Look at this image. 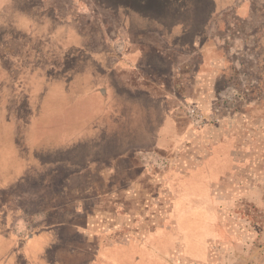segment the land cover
<instances>
[{
  "label": "rangeland",
  "instance_id": "rangeland-1",
  "mask_svg": "<svg viewBox=\"0 0 264 264\" xmlns=\"http://www.w3.org/2000/svg\"><path fill=\"white\" fill-rule=\"evenodd\" d=\"M117 1L131 11L137 3ZM55 5L81 13L80 28L96 44L98 27H118L94 0H0V264H55L57 244L74 251L62 264H264V110L254 113L261 106L253 101L264 91L251 93L241 42L226 50L239 79L191 92L176 113L182 138L165 149L154 145L167 113L112 96L110 81L96 83L97 69L87 66L91 56L76 51L71 69L40 78L19 63L31 40L24 32L36 30L25 13ZM263 5L254 2L257 11ZM236 139L253 142L239 164L231 160ZM109 154L126 155L99 161Z\"/></svg>",
  "mask_w": 264,
  "mask_h": 264
},
{
  "label": "crops",
  "instance_id": "crops-1",
  "mask_svg": "<svg viewBox=\"0 0 264 264\" xmlns=\"http://www.w3.org/2000/svg\"><path fill=\"white\" fill-rule=\"evenodd\" d=\"M143 1L136 0L137 3L132 11L134 18L145 21L143 19L164 17L167 25L163 26L161 30H131L126 24L117 23L118 27L112 30L114 31L112 35L111 30L105 29L104 25L103 31L98 27L99 42L97 44L93 31L89 29L85 31L81 28V32L90 35L86 49L90 53L91 60L87 61V66L92 67V72L97 69L96 83L100 84L102 81L105 84L110 81L111 90L114 91L110 93L117 99L124 92L126 98H130L132 101L146 102L143 105L154 113H167L168 125L157 124L161 133L154 145L166 149L173 145L176 146L182 138V132L178 129L176 119V113L180 106L182 109L187 108V99L195 96H191V92L203 96L210 91V84L218 81L222 76L223 67L227 64L226 59L229 61L226 53L227 48L231 51L238 50L240 41L242 49L244 48L249 55L248 62H252V68H247L246 75L250 76L254 72L259 59L256 43L259 36L264 34V5L260 11H257L254 6L255 0H167L169 1L167 2L169 3L168 13H149L140 6L142 4L140 2ZM180 2H191L194 5L190 8L185 6L183 12L180 13L177 11ZM102 14L105 16L109 13ZM68 15H72V13H61L55 5L54 16L64 18ZM224 22L225 31L222 28ZM244 26L245 30L242 28ZM232 32L236 36L234 42L231 43L233 46L229 47L226 45L225 38ZM239 33H242L243 36L239 37ZM202 38L203 40H201ZM230 63L232 66L235 64L234 60H231ZM236 63L241 65L239 58L236 59ZM235 72L238 80L240 74L236 69ZM241 75L243 74L241 73ZM176 82L192 83L190 84L192 90L177 88L181 85L176 86ZM224 90L228 91L229 89L225 88ZM111 95L107 94V97L110 98ZM108 98L105 97L107 100ZM169 129L172 130V135L164 134ZM242 141L236 139L233 143V147L236 149L231 151L232 162L236 161L238 164L243 161L245 155H243L242 147H247L248 150L253 146L252 141L244 143ZM215 145L223 144L218 140ZM146 146L150 145L146 144ZM125 155L113 154L110 156L109 154L107 158L99 161H102L103 164H110ZM89 165L91 166L90 163H86V167ZM231 166L233 170H237L236 174H239L238 165L231 164ZM80 172L74 171L71 175ZM225 188H227L226 185L221 184L217 191L221 193ZM71 208L73 207L71 206ZM75 210L78 212V208ZM85 221V224L88 225V217L85 218ZM69 224L73 226V219ZM85 234L88 236V232ZM59 239L60 241L64 240L63 233L60 234ZM71 252H74L71 248L57 244L54 251V263L62 264V259L60 262L59 257L61 258L66 253L74 257ZM262 257L264 259V255Z\"/></svg>",
  "mask_w": 264,
  "mask_h": 264
},
{
  "label": "trees",
  "instance_id": "trees-1",
  "mask_svg": "<svg viewBox=\"0 0 264 264\" xmlns=\"http://www.w3.org/2000/svg\"><path fill=\"white\" fill-rule=\"evenodd\" d=\"M94 1L99 7L114 17L118 24H126L131 30H161L163 26L165 27L167 25L166 18L164 17L143 19L145 21L135 19L132 11L121 5L117 0ZM144 2L147 4L146 6ZM167 2L169 1L150 0L140 2L142 4H139L144 11L146 10L149 13H168L169 3ZM193 5L191 2H180L177 11L181 13L185 6L190 8ZM39 12H24L27 18L36 19L34 20L36 30L30 34L31 37L29 38L31 39L30 45L26 46L23 52L21 51L19 59V63H23L25 68L29 69V74L36 73L38 78L57 76L70 68L72 56L76 51L90 56L89 51L86 49L90 35L88 36L87 33L81 32L79 21L81 17L80 13V15L78 13H72V15H68L67 17L59 18L54 16L55 8L52 7L42 9ZM222 28L225 31V22L222 23ZM259 37L256 43V52L259 59L254 72L249 76V81L254 80L256 82V85L252 86V94L256 90L264 91V34H261ZM226 62L227 64L223 67L222 76L217 81L221 83V87L222 85L233 84L237 80L234 67L227 59ZM256 98L253 96V101L261 107L259 111H255L254 113L262 112L264 110V98Z\"/></svg>",
  "mask_w": 264,
  "mask_h": 264
},
{
  "label": "built area",
  "instance_id": "built-area-1",
  "mask_svg": "<svg viewBox=\"0 0 264 264\" xmlns=\"http://www.w3.org/2000/svg\"><path fill=\"white\" fill-rule=\"evenodd\" d=\"M189 114H191L197 123L202 120V114L195 107L189 109Z\"/></svg>",
  "mask_w": 264,
  "mask_h": 264
}]
</instances>
